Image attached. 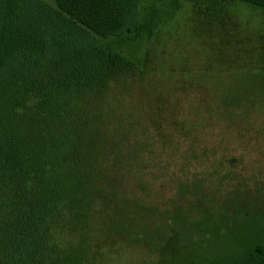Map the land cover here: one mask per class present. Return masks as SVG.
<instances>
[{"label": "trees", "instance_id": "1", "mask_svg": "<svg viewBox=\"0 0 264 264\" xmlns=\"http://www.w3.org/2000/svg\"><path fill=\"white\" fill-rule=\"evenodd\" d=\"M52 1L0 0V264H111L118 244L159 264H264V132L230 116L222 141L195 140L174 200L149 199L137 151L163 132L131 136L156 127L131 117L143 66L101 41L136 30L141 0ZM209 158L225 168L220 202L189 169Z\"/></svg>", "mask_w": 264, "mask_h": 264}, {"label": "rangeland", "instance_id": "2", "mask_svg": "<svg viewBox=\"0 0 264 264\" xmlns=\"http://www.w3.org/2000/svg\"><path fill=\"white\" fill-rule=\"evenodd\" d=\"M42 1L54 6L52 0ZM101 41L130 64L143 66L137 90L143 111L131 117L156 127L147 136L136 128L131 136L147 140L160 131L163 136L160 142H147L141 152L131 144L124 154L146 155L141 178L153 188L149 199L157 197L164 205L174 200L177 179L188 172L184 157L202 154L195 140L205 135L210 142L222 141L230 116L246 135L264 132L259 123L264 107V0H141L136 30ZM234 102L241 103L238 115H232L238 111L231 106ZM138 165L126 162L125 168ZM188 165L201 173L193 177L194 184L203 186L201 194L213 202L225 199L223 165L210 158ZM258 173L253 167L249 174ZM117 246L111 264H159L161 256L143 246Z\"/></svg>", "mask_w": 264, "mask_h": 264}]
</instances>
